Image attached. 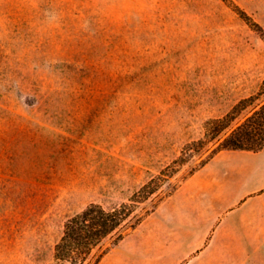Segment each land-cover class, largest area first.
I'll return each mask as SVG.
<instances>
[{
    "label": "rangeland",
    "instance_id": "374dc122",
    "mask_svg": "<svg viewBox=\"0 0 264 264\" xmlns=\"http://www.w3.org/2000/svg\"><path fill=\"white\" fill-rule=\"evenodd\" d=\"M263 103L264 0H0V264H56L92 203L135 224L97 264H264V231L183 230L240 206L215 174L264 218V147L219 146Z\"/></svg>",
    "mask_w": 264,
    "mask_h": 264
},
{
    "label": "trees",
    "instance_id": "16d2710c",
    "mask_svg": "<svg viewBox=\"0 0 264 264\" xmlns=\"http://www.w3.org/2000/svg\"><path fill=\"white\" fill-rule=\"evenodd\" d=\"M221 122L222 120H219L218 124H222ZM222 138L219 146L223 149L255 152L263 149L264 103L251 114H247L241 123L231 132L225 133ZM145 188L134 194L135 199H132V202H141ZM132 213L133 209L129 203H122L110 209L92 203L70 217L55 244L56 264H97L99 258L93 260L95 252L106 241L111 239L112 242H117L122 239L127 228L135 227V224L127 223Z\"/></svg>",
    "mask_w": 264,
    "mask_h": 264
},
{
    "label": "crops",
    "instance_id": "0c3cea01",
    "mask_svg": "<svg viewBox=\"0 0 264 264\" xmlns=\"http://www.w3.org/2000/svg\"><path fill=\"white\" fill-rule=\"evenodd\" d=\"M214 165L212 163L208 164L206 167L203 168V175H206L210 170L214 172ZM237 167V166H235ZM219 170V169H217ZM216 175V178H210L208 181V186L211 194L217 195L219 201L216 202V204H219L220 200H225L226 195L229 193L230 199L234 203H240V206L237 209L240 208H247L250 203H252L254 200H259V198H262L263 195H251L248 196L245 200H241L240 196L243 194L242 190L243 187L241 186L240 182L237 183V181H234V185L232 187L227 186L224 179L220 177V175ZM238 184V185H237ZM195 190V189H194ZM238 196V198H237ZM215 208V207H214ZM213 208V209H214ZM193 210L195 207L192 208ZM237 209L230 210L228 213L225 214V216H221V212L218 214V216L212 218L209 220L207 225H204L203 219L209 216V210L204 211L203 213H196V211H188V221H190L187 224V227L183 230L186 231H221L224 230L226 227H230V229L235 231H264V218L258 217L255 219V224L253 223V226H249L246 222V220H243L242 218H239L240 212L236 211ZM212 211V210H211ZM187 214V213H186ZM242 215V214H241ZM238 220H243L241 223L237 222ZM210 222V223H209Z\"/></svg>",
    "mask_w": 264,
    "mask_h": 264
}]
</instances>
